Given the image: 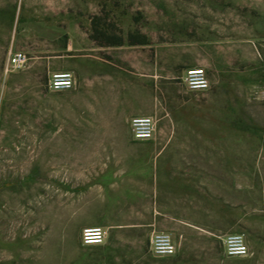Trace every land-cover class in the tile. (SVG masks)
Returning a JSON list of instances; mask_svg holds the SVG:
<instances>
[{"label": "rangeland", "instance_id": "rangeland-1", "mask_svg": "<svg viewBox=\"0 0 264 264\" xmlns=\"http://www.w3.org/2000/svg\"><path fill=\"white\" fill-rule=\"evenodd\" d=\"M68 66L75 86L52 91ZM135 117L153 140L127 142ZM114 165L143 189H112L113 213L128 195L141 221L154 201L190 219V264H264V0H0V264H70L77 183Z\"/></svg>", "mask_w": 264, "mask_h": 264}, {"label": "crops", "instance_id": "crops-1", "mask_svg": "<svg viewBox=\"0 0 264 264\" xmlns=\"http://www.w3.org/2000/svg\"><path fill=\"white\" fill-rule=\"evenodd\" d=\"M63 69L70 71L71 67ZM128 141L137 142L135 139ZM113 167L103 176L83 179L77 183L85 192L80 193L79 197L78 211L81 214L73 217L75 220L72 224L81 229L102 227L106 231V237L102 244L83 245L81 234L78 235L72 244L70 264H180L181 259L185 260L181 264L192 263L194 256L183 250L171 257H156L150 250V240L156 232L169 233L175 242L177 236L185 240L188 237L186 226L191 227L190 219L171 211L160 210L157 208V201H154V210L150 211L148 219L146 217L141 221L139 217H133L129 213L128 195L124 198L125 207L120 212L113 213L107 205L112 198L110 195L115 192L112 189H143L137 182L130 185L128 179L117 176L121 174L120 167ZM83 212L87 214L84 216ZM147 227H153L154 230L147 231ZM56 264H64L61 263L60 256L57 257Z\"/></svg>", "mask_w": 264, "mask_h": 264}, {"label": "built area", "instance_id": "built-area-1", "mask_svg": "<svg viewBox=\"0 0 264 264\" xmlns=\"http://www.w3.org/2000/svg\"><path fill=\"white\" fill-rule=\"evenodd\" d=\"M27 62L26 54L15 52L10 56L9 65L15 69L22 68ZM190 90L205 91L209 88V81L204 69H190L184 79ZM75 86V76L70 71L53 73L49 80L52 91H64ZM132 136L137 141H151L154 139L157 124L152 117H135L130 122ZM106 231L102 227H86L81 233L83 245L102 244ZM225 253L230 257H245L248 247L243 234H231L224 239ZM150 250L156 257H171L176 254L177 245L172 236L166 232H156L150 240Z\"/></svg>", "mask_w": 264, "mask_h": 264}, {"label": "trees", "instance_id": "trees-1", "mask_svg": "<svg viewBox=\"0 0 264 264\" xmlns=\"http://www.w3.org/2000/svg\"><path fill=\"white\" fill-rule=\"evenodd\" d=\"M129 40H130L129 42H130L131 44H134V43H136V42H142V41H138V40L133 39L132 36L129 37ZM121 43H122L121 40L115 42V44H119V45H120Z\"/></svg>", "mask_w": 264, "mask_h": 264}]
</instances>
